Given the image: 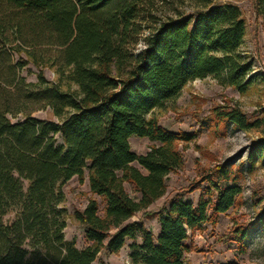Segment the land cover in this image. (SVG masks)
<instances>
[{"label":"trees","instance_id":"trees-1","mask_svg":"<svg viewBox=\"0 0 264 264\" xmlns=\"http://www.w3.org/2000/svg\"><path fill=\"white\" fill-rule=\"evenodd\" d=\"M163 1L0 0V264H94L127 241L133 264H188L190 233L236 205L239 178L219 166L155 214L157 238L133 221L166 195L169 175L183 166L179 145L196 139L163 128L155 111L196 80L223 77L246 93L259 78L241 51L247 24L238 6L187 0L192 12L164 19L157 15ZM251 1L264 24V0ZM30 65L41 71L36 82L23 75ZM45 67L55 70L58 83L45 77ZM46 111L56 121L35 117ZM207 123L248 132L258 122L219 107ZM132 137L154 145L137 155ZM261 158L264 138L252 142L248 171ZM73 178H87L104 202L103 216L96 199L74 214L89 242L83 249L64 235L61 188ZM197 191L196 203L186 199ZM248 233L240 232L241 244Z\"/></svg>","mask_w":264,"mask_h":264},{"label":"rangeland","instance_id":"rangeland-1","mask_svg":"<svg viewBox=\"0 0 264 264\" xmlns=\"http://www.w3.org/2000/svg\"><path fill=\"white\" fill-rule=\"evenodd\" d=\"M219 3H232L241 9L247 24V35L241 51L252 60L254 73L259 78L246 93H240L229 86L223 77L209 76L196 80L185 86L175 103L155 111L154 116L163 128L173 133L195 134L196 139L179 145L184 158L183 166L169 175L166 195L145 212L137 214L133 221H142L157 238L160 229L157 213L168 207L177 193L199 184L219 166H228L238 176L242 194L227 213L190 233L185 261L188 264H264V159H259L251 172L246 165L252 142L264 138V24L254 16L251 0H219ZM193 9L187 0H168L158 4L157 15L165 19L192 12ZM150 32L151 29H145L142 40ZM143 42L138 49L143 48ZM42 71L49 81L59 82L54 69L45 67ZM39 72V69L30 65L23 75L28 81L36 82ZM219 107L237 108L252 124L258 123L248 132L231 125L227 129L224 125L215 127L207 121L211 112ZM35 117L56 121L49 111L36 114ZM130 145L134 153L144 155L154 143L148 138L132 137ZM241 163L244 165L240 173L236 167ZM126 190L132 198H139L133 186L126 184ZM61 191L64 195L62 206L67 211L65 240L74 241L80 249L86 248L89 242L74 214L83 211L90 199H96L100 205V215L103 216L104 202L100 197L92 195L87 178L84 182L73 178ZM199 196L200 192L197 191L186 199L196 203ZM244 229H248L249 233L241 244L239 236ZM132 244L127 241L118 254L101 252L94 264H133Z\"/></svg>","mask_w":264,"mask_h":264}]
</instances>
